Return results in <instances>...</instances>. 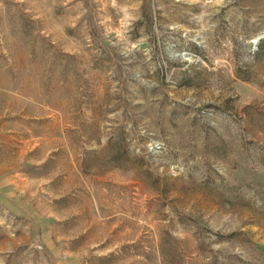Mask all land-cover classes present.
<instances>
[{
	"label": "rangeland",
	"instance_id": "374dc122",
	"mask_svg": "<svg viewBox=\"0 0 264 264\" xmlns=\"http://www.w3.org/2000/svg\"><path fill=\"white\" fill-rule=\"evenodd\" d=\"M264 0H0V264H264Z\"/></svg>",
	"mask_w": 264,
	"mask_h": 264
},
{
	"label": "water",
	"instance_id": "95a60500",
	"mask_svg": "<svg viewBox=\"0 0 264 264\" xmlns=\"http://www.w3.org/2000/svg\"><path fill=\"white\" fill-rule=\"evenodd\" d=\"M263 37H264V36L258 37V38L255 40L254 44H257L258 42H260V41L263 39Z\"/></svg>",
	"mask_w": 264,
	"mask_h": 264
}]
</instances>
